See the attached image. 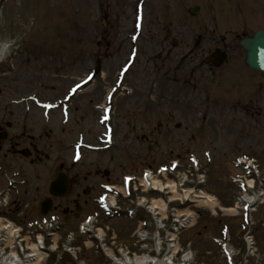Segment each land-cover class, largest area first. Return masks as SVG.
I'll use <instances>...</instances> for the list:
<instances>
[{
    "label": "rangeland",
    "instance_id": "rangeland-1",
    "mask_svg": "<svg viewBox=\"0 0 264 264\" xmlns=\"http://www.w3.org/2000/svg\"><path fill=\"white\" fill-rule=\"evenodd\" d=\"M195 6L200 9L192 15ZM258 29H264V0H0V46H6L0 118L16 126L20 144L35 136L42 159L31 166L10 152L5 159L0 154V163L21 171L25 180L12 199L23 216L7 215L26 232L25 223L40 217L36 205L48 197L55 168L62 165L78 182L49 212L66 222L58 234L62 239L94 210L91 200L101 193V183H121L125 175L139 176L175 158L185 169L188 156L206 169V191L221 207L232 208L239 191L230 180L239 173L233 161L245 155L264 165V75L244 66L239 47L243 36ZM198 35L203 41L194 49ZM216 48L227 52L228 61L211 71L206 56ZM86 74L88 87L69 97ZM106 114L112 135L104 146L106 122L100 120ZM75 143L83 145L78 160L72 155ZM85 144L93 149L86 151ZM75 206L82 208L76 218L67 213ZM194 210L197 224L183 235L195 242L192 264H226L211 238L223 224L236 231L239 217ZM259 215L264 224V205L256 223ZM136 225L113 218L96 226L109 227L118 242L133 248ZM79 236L78 243L87 240ZM254 236L257 253L248 264H264V227ZM113 239L106 232V243ZM53 256L43 255L40 264H63ZM83 258L100 264L91 248Z\"/></svg>",
    "mask_w": 264,
    "mask_h": 264
},
{
    "label": "water",
    "instance_id": "water-1",
    "mask_svg": "<svg viewBox=\"0 0 264 264\" xmlns=\"http://www.w3.org/2000/svg\"><path fill=\"white\" fill-rule=\"evenodd\" d=\"M198 8L193 9L195 13ZM201 37H198L196 47L200 44ZM241 47L245 50V64L256 71L264 73V31H257L253 37L244 39L240 42ZM226 59V55L216 50L207 58V62L213 68L220 67ZM68 188L67 180L60 179L52 185L51 194L56 196H63ZM50 200L43 203L44 208L42 213H46L50 208Z\"/></svg>",
    "mask_w": 264,
    "mask_h": 264
},
{
    "label": "bare ground",
    "instance_id": "bare-ground-1",
    "mask_svg": "<svg viewBox=\"0 0 264 264\" xmlns=\"http://www.w3.org/2000/svg\"><path fill=\"white\" fill-rule=\"evenodd\" d=\"M4 54H6V46L5 45H1L0 46V58L2 56H4ZM153 184L156 185V186L158 185V183L156 181H154ZM168 185L170 187L172 186L171 184H168ZM152 208L156 209V210H160V205H158V203H155ZM224 211L227 212L229 216L233 215V213H234V211L231 210V209L224 210ZM29 249L31 250V253L25 257V264H39L40 261L42 260V255L38 251L35 250L33 244L29 247ZM13 257L14 256L11 255V256L5 258L4 264H14L15 260H14ZM134 262H136V263H139V262H141V263H149V262H151V260L147 259V258H145V259L141 258V259H135ZM158 264H160V263H158Z\"/></svg>",
    "mask_w": 264,
    "mask_h": 264
},
{
    "label": "flooded vegetation",
    "instance_id": "flooded-vegetation-1",
    "mask_svg": "<svg viewBox=\"0 0 264 264\" xmlns=\"http://www.w3.org/2000/svg\"><path fill=\"white\" fill-rule=\"evenodd\" d=\"M4 126L7 127L8 123L4 120V119H0V152L2 151L3 147H7V145L11 146V148H15L16 145H18V142L16 141V138L13 134H11L10 136L8 134H6V132L4 131ZM2 136H5L6 140H2ZM30 146H33L32 144ZM14 152V150H13ZM32 163V161H31Z\"/></svg>",
    "mask_w": 264,
    "mask_h": 264
}]
</instances>
